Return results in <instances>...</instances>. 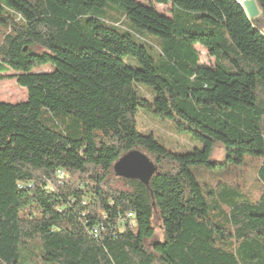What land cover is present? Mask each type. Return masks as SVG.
<instances>
[{"label":"trees","instance_id":"16d2710c","mask_svg":"<svg viewBox=\"0 0 264 264\" xmlns=\"http://www.w3.org/2000/svg\"><path fill=\"white\" fill-rule=\"evenodd\" d=\"M148 1L170 17L135 0H0V81L27 93L0 103V264L31 241L40 251L24 264H264V0L254 20L240 0ZM107 5L156 48L99 18ZM138 107L200 148L140 133ZM215 145L231 165L258 163L257 198L236 174L196 179L220 166ZM134 150L155 167L147 184L113 174Z\"/></svg>","mask_w":264,"mask_h":264},{"label":"rangeland","instance_id":"374dc122","mask_svg":"<svg viewBox=\"0 0 264 264\" xmlns=\"http://www.w3.org/2000/svg\"><path fill=\"white\" fill-rule=\"evenodd\" d=\"M136 3L143 6H151L155 11L165 17H170L171 7L170 5H157L153 4L148 0H135ZM242 1V0H240ZM97 16L102 20L115 21L117 22V27L121 30H126L139 42L145 41L151 47L156 48L160 39L147 34L146 32H138L130 28V23L124 16V13L116 6L107 5L102 9H99ZM140 39V40H139ZM199 55V65L207 68L213 67V60L209 58L205 50L200 47H195ZM151 55L152 52L150 53ZM124 62L130 67H136V62L132 58H125ZM48 67L40 70L39 73L50 72ZM13 72H8L7 76H13ZM135 89L139 97L150 102L152 101L151 95L148 93L147 88L143 85L135 83ZM27 99V93L24 88L16 85L15 80H4L0 81V103L6 104H18L25 102ZM142 105H145L142 103ZM135 126L137 131L144 135H152L159 143H161L165 148L174 152H184L192 151L194 149L200 148V143L195 141L190 135L185 133L175 132L171 123L168 120H161L155 117L146 107H138L135 115ZM210 162L218 164L220 166L216 167H200L193 169V174L198 181L209 182L212 180H223L232 178H238L242 190L251 199L257 198L258 182L256 179V172L258 169V163L254 162V159L246 158L245 161L238 165H231L225 159V152L221 145H215L213 151L210 155ZM236 174V176H234ZM156 222H154L155 236L157 241L162 242V236L159 229L156 227ZM29 249L23 247L19 251L18 263L24 264V260L29 254H35L38 256L40 251L39 244L36 241H31L28 243ZM29 253V254H28ZM36 261H39L38 259ZM41 264L44 262L39 261ZM46 264V263H44Z\"/></svg>","mask_w":264,"mask_h":264},{"label":"water","instance_id":"95a60500","mask_svg":"<svg viewBox=\"0 0 264 264\" xmlns=\"http://www.w3.org/2000/svg\"><path fill=\"white\" fill-rule=\"evenodd\" d=\"M239 5L244 9L249 20L260 16L254 0H242ZM113 174L125 180H136L144 184L155 174V167L149 159L139 151H131L120 157L113 165Z\"/></svg>","mask_w":264,"mask_h":264},{"label":"built area","instance_id":"2783aa9c","mask_svg":"<svg viewBox=\"0 0 264 264\" xmlns=\"http://www.w3.org/2000/svg\"><path fill=\"white\" fill-rule=\"evenodd\" d=\"M128 217H131V214H129ZM95 232H96V231H95Z\"/></svg>","mask_w":264,"mask_h":264}]
</instances>
